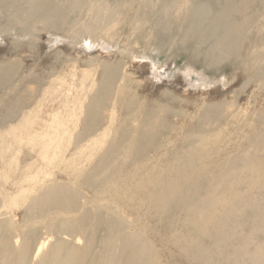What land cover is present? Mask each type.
<instances>
[{
  "label": "rangeland",
  "instance_id": "374dc122",
  "mask_svg": "<svg viewBox=\"0 0 264 264\" xmlns=\"http://www.w3.org/2000/svg\"><path fill=\"white\" fill-rule=\"evenodd\" d=\"M218 2L225 0H87L63 27L40 23L30 34L20 26L10 33L0 30V65H19L12 82L0 87V108L13 90L26 95L34 89L30 105H20L17 116L0 123V238L13 245L19 238L22 246L37 231L34 239L49 237L48 248L60 243L85 250L81 264L125 262L121 246L127 235L146 240L139 264H252L257 245L264 246V7H252L257 20L231 52L215 49L214 39L195 31L198 7L213 6L215 14ZM104 3L111 9L107 15L89 8ZM209 24L205 20L204 28ZM70 37L81 41L72 57ZM57 53L67 60L49 77ZM120 59L123 67L102 105L100 80L114 68L104 66ZM72 67L78 79L61 84ZM40 72L41 85L24 84ZM123 72L130 75L123 78ZM59 106L74 112V125L67 113L60 117L69 121L60 136L70 130L63 159L54 167L40 165L39 146L26 140L34 130L54 134L46 124ZM87 125L95 128L89 134ZM106 129L110 133L99 152L76 153ZM102 159L105 167L94 170ZM36 160V177L23 187L28 165ZM59 185L80 191L76 208L39 204ZM7 192L16 197L6 202ZM113 211L120 219L117 232L105 229ZM81 219L85 224L72 229ZM28 258L23 264L46 263L45 255Z\"/></svg>",
  "mask_w": 264,
  "mask_h": 264
},
{
  "label": "bare ground",
  "instance_id": "6f19581e",
  "mask_svg": "<svg viewBox=\"0 0 264 264\" xmlns=\"http://www.w3.org/2000/svg\"><path fill=\"white\" fill-rule=\"evenodd\" d=\"M86 3H87V0H0V30L4 33H10L12 30H15L17 26H20L25 33L30 34L31 31L36 28V25L38 26V24H40V23L44 24V25H49L50 27L57 29V28L63 27L65 25V23L67 22L66 19L68 18L70 12H73L76 9H81L82 7H84V5ZM255 5H258L257 7H259V5L264 7V0H225V3L224 2L223 3L218 2L217 6H215L217 9L215 14L210 12L213 10L212 9L213 6H209L207 4L202 5V6L198 7L197 12L195 13V22H194L195 31H197V32L199 31V32H201V34L207 35V36H205V37H207L206 40L214 39L213 45H214L215 49H220V50L225 49L226 51L234 52L236 49V45H237L238 38H239L240 34L242 32H244L247 28H249L255 22V20H257L256 14H258V13L253 14L254 12H252V7H254ZM89 8H90V10L98 11V13H104L106 15L109 14V12H111L110 6L108 4H105V3L100 4L98 6L90 5ZM237 14H243L244 18L241 21H239L237 19V16H236ZM205 20H208L210 22V24L204 28L203 22ZM200 37H202V39L204 38V36H200ZM70 40H71V42H70L71 52L67 54L68 57H72V55H71L72 51H74V52L78 51V45L79 46L81 45L80 38H77V37L71 38L70 37ZM83 45L87 49L89 48L85 43ZM62 56L63 55H60L57 53L51 58L50 64L52 67H50L49 71L46 73V74L50 75L49 77L56 75V73L59 71L60 67L64 63H66L67 59L62 58ZM92 61H93V59H92ZM110 66H113L114 68L111 69ZM18 67H19V65L17 62L12 63L11 61L8 62L7 64H6V62H4L0 65V87H1V85H6V84H9L12 82V80L14 79V76L16 75V73L18 71ZM122 67H123V64H122L121 59L117 63H114L112 65L107 64L106 66H104L105 69H109V70L111 69V70L109 71V73L107 75L104 74L103 78L100 80V92H99L100 94L98 93L99 99L97 100L98 103H101L102 105L108 104L109 97H110V91H111L112 87L114 86V83L117 81V79H118L117 77H118ZM152 67H155V64H153ZM43 74H44L43 72H40L39 74L35 75V77H33L31 81L27 80L24 82V84L28 85V83H33L35 85H41L43 83V78L45 79ZM68 74L70 75V77H69L70 79L68 78V75H67V77H64L63 79L60 80L61 84L68 85V86L73 85L71 83V81L74 80L75 76H76L75 67H72L71 70L69 69ZM123 74H124V75H122L123 78L126 77L127 74L130 75L129 73H124V72H123ZM63 76H64V74H63ZM58 78H59V76H58ZM76 79H78V77ZM120 81H122V80H120ZM126 82H128V80ZM57 84H59V83H57ZM76 84H78V83H76ZM88 86H90V85L88 84ZM79 87H81V86H79V84H78V88ZM62 88H64V87H62ZM124 89L126 90V88H124ZM28 91H29V89H28ZM68 91H70V89H67V92ZM77 91H79V90H77ZM33 92H34L33 88H31V92L29 94H26V95L20 94V89L19 90H13L6 98H4L2 100V103H1L2 108H0V123L4 122L7 118H9V119L14 118L15 115L18 114V111L22 108L20 105H22L23 107L30 105L31 100H32V96L34 95ZM68 94H69V92H68ZM54 95L55 94H53V96ZM50 97H52V95ZM50 97L48 98L49 102H50ZM66 97H69V95H67ZM51 99H52L51 100L52 102L56 100V98L54 99V97H52ZM63 100H65V99H63ZM73 100H75V99H73ZM61 103H63V102H61ZM93 105H94V103H93ZM91 109L92 108H90V111H91ZM95 109H96V111H98V108H95ZM68 112L65 109V107L63 109V107H61V106L54 109L53 118L48 120V123L46 124L47 129L48 128L54 129V134H49L48 131L40 132V131L34 130L33 133L27 138V140H26L27 144H29L31 142H35V144H36L35 146H39V160H41L40 165L42 163L44 164V162H45V163L49 164V166L54 167V165H56L60 160L63 159L64 150H65V143H64L65 141L64 140H65L67 133H69L70 130L68 131V129H67L65 132L66 134H63L61 137L60 136V134H61L60 129L63 128L64 126H66V124H68L69 121L72 123V125H74L73 122L75 121L74 112L73 111H70L69 113ZM65 114L69 115V117H68L69 121L68 120H67L68 122L63 121V120L60 121V117H63ZM151 115H152V108L148 112V116L151 117ZM161 121H163V120H161ZM86 127H87L86 130H88L86 132L88 134L95 129V128L92 129V126H90V125H87ZM107 131L108 130L106 129L103 131L101 136L92 138L90 140V144L88 146L85 145V146L80 147L79 151L76 153H84V152H87L88 150L94 151V152H99L103 148V145L106 142V139L108 138L107 133H110ZM71 135H74L73 132L71 133ZM77 139L82 140L83 135H79L77 137ZM158 146H160V145H158ZM142 149L143 148L139 147L138 151H142ZM39 160H36L33 164L28 165L29 169L26 171L25 176L22 179L23 187L28 186L27 184L31 183L33 178L36 177V175L34 173H32V171L34 169L33 168L34 164L37 163ZM104 167H105V164H104V161L102 159L98 162L97 167H95L94 170L102 169ZM221 173H222V171H221ZM122 178H123V175H122ZM130 178H132V177L130 176ZM118 179H120V178H117V182H118ZM167 179H169V178H167ZM151 180H153V179H151ZM120 181H121V179H120ZM129 181L131 182L130 179H129ZM129 181H127L125 183L127 184ZM159 181H160V179H159ZM117 182H115V185ZM161 182H164V180ZM154 183H155V180H154ZM165 183L166 182H164V184ZM151 184H152V181H151ZM174 184H177V183H174ZM174 184H173V186H175ZM17 185H18L17 187L20 186L19 183ZM120 185H121V183H120ZM123 185H124V183H123ZM155 185L156 184H154V186ZM68 186L59 185L55 189H49L45 193L46 198L44 199V201H41L39 204H41V205L42 204L43 205L44 204H46V205L50 204V205L55 206L56 208H62V209H67V208H71V207L73 209L76 208L78 205L77 202L81 197L80 191L78 189L69 188ZM125 186H124V188H126ZM189 186H191V184ZM124 188L122 187V190H124ZM130 188H132V187L130 186ZM117 189L119 191H121V186H120V189H119V187ZM156 189L154 191H156ZM167 189H169V188H167ZM195 189H197V188H195ZM118 190H116V192ZM151 190L152 191H150V190L149 191L153 193V189H151ZM174 190L171 191V193H173ZM97 191H98V189H97ZM103 191H105V189ZM103 191H101V192H103ZM167 191H166V193H167ZM186 191H188V190H186ZM157 192H158V190H157ZM23 194L24 193H22L21 195H23ZM181 194H183V193H180V195ZM117 195H119V194H117ZM141 195L143 196V193H141ZM178 195L179 194H177L176 196H178ZM186 195L188 197V194H186ZM144 196H146V195H144ZM168 196H170V195H168ZM14 197H16V196H14L10 192L4 193V200L6 202H9V200L14 198ZM171 198H173L172 194H171ZM144 199L148 200V198L146 199L145 197H144ZM95 200L97 201V199H95ZM145 200H144V202H145ZM171 200L173 203V199H171ZM20 201L21 200H19V199H15L16 203H19ZM167 201H168V198H167ZM167 201H166V203H167ZM175 201H176V199H175ZM6 202L4 203V207H5ZM151 203H152V201H151ZM176 203H178V202L176 201ZM146 204H148V203H146ZM168 204H171V202ZM174 204H175V202H174ZM186 204H187V202H186ZM100 205H101V203H100ZM151 205L152 204H150V206ZM155 205H157V204H155ZM187 205L189 207H191L190 206L191 204L189 205V203H188ZM171 206H173V205L171 204ZM188 206H187V208H189ZM148 207H149V204H148ZM162 207H163V205H162ZM173 208H174V206L172 207V209ZM191 208L194 209L193 205ZM155 209H156V206H155ZM172 209L170 208V210H172ZM161 210H162V208H161ZM205 210H206V208H205ZM189 211H190V208H189ZM208 211H209V209H208ZM53 212L55 213V211H53ZM194 212H195V209H194ZM209 214H213V213L211 212ZM204 216H205V214H204ZM263 216H264V212H263ZM117 217H118L117 213L115 211H113L112 216L110 217V219L106 223V226H105L106 231H109V232H111V231L117 232L118 231L120 219H118ZM85 221H86V219H81V221H79L77 223H72L71 228L73 229L74 226H79L80 224L84 225L85 223H83V222H85ZM29 223H30V221H29ZM32 225H33V223H32ZM32 225H31V227H32ZM35 225L36 224H34V226ZM62 226H64V225L62 224ZM28 228H29V226H28ZM54 228H55V226H54ZM72 229H70V230H72ZM73 232H75V231H73ZM93 232H95L94 229L92 231L91 237L88 239V246H87L88 249H90L93 245V241H94ZM36 233H37V231L29 234L28 239H25L22 246L20 245L21 240L19 238H16V240L14 241V245H13L12 244L13 242H11L10 239L1 237L0 238V263H2V264H23V263L28 261V259H29L28 257H30V256L32 257L33 261H36L42 255H45V259H46L45 264H81V262L83 261L82 256H84L85 250H81L78 247H76L75 245L70 247V248L65 249V247L60 243H57V244L55 243V244L51 245L50 248H48L50 243H51V240L48 239L49 237L46 238V240H40L37 243V241L34 239L36 237ZM70 236H71V234H70ZM180 240L181 239L179 237L178 241H180ZM111 244H112V240H111ZM145 246H146V240L144 237L137 236V235L125 236L122 239V246H121L122 249L121 250H123L122 252L125 253V255L127 256V259H125V262L121 261L119 264H139V261H142L144 259ZM18 247L20 249H18ZM47 248L49 250H47L45 252V249H47ZM251 261H252V264H264V246L262 244L257 245V249L253 253V255L251 257ZM105 262H106V260H105ZM88 263L93 264L91 259L88 260Z\"/></svg>",
  "mask_w": 264,
  "mask_h": 264
}]
</instances>
